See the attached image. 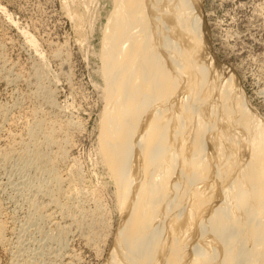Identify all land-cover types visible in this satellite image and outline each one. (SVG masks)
<instances>
[{"label": "bare ground", "instance_id": "1", "mask_svg": "<svg viewBox=\"0 0 264 264\" xmlns=\"http://www.w3.org/2000/svg\"><path fill=\"white\" fill-rule=\"evenodd\" d=\"M113 2L100 51L109 103L100 139L109 177L115 180L120 218L118 225L109 226L113 242L104 264H264V121L244 101L237 103L241 89L213 59L203 35L202 0ZM71 11L80 36L86 15ZM23 78L15 75L11 83ZM39 89L51 111L58 113L48 86ZM32 113V122L22 128L25 138H16L18 145L3 152V157L15 155L39 172L34 191L26 193V220L51 218L49 210L54 208L71 218L78 231L85 230L88 245L97 246L102 233L91 228L103 220L95 216L88 222L87 209L76 215L81 207L75 210L69 201L81 194L77 175L60 172L63 124L42 107ZM55 145L59 150L49 154ZM63 224H55L57 232L46 239L60 251L69 245L71 231ZM20 244L14 264H40L45 259L37 252L32 259ZM60 251L54 255L57 259L63 256ZM43 252L40 256H48Z\"/></svg>", "mask_w": 264, "mask_h": 264}, {"label": "rangeland", "instance_id": "2", "mask_svg": "<svg viewBox=\"0 0 264 264\" xmlns=\"http://www.w3.org/2000/svg\"><path fill=\"white\" fill-rule=\"evenodd\" d=\"M72 1L74 0H0V68H2L0 72L3 71L0 74V110L3 112H0V153H2L0 154V221H5L3 223L6 224L1 234L2 238L0 237V264L16 262L14 259L17 257L21 242L23 248L27 247V254L29 252L30 256H33L32 259L36 258V252L39 258L45 257L41 259L40 264H53L55 261L56 264H104L113 242V234L108 232L109 226L118 225L117 221L120 218L115 180L109 177L111 175L103 160L100 139L109 107L108 98L105 97L106 81L103 73L105 70L102 68L100 51L101 48L103 49L101 47L105 35L103 33L106 32L104 29L108 26L114 2L113 0H75L73 4ZM202 3L199 13L202 17L203 35L206 42L210 43L208 46L213 59L224 68L229 77L235 79L241 89L242 100L236 97L237 103L244 101L246 106L249 109L251 107L253 113L258 114L257 116L264 121V0H202ZM71 10L86 15V22L83 25L85 27L82 28L80 36L75 31L77 21L71 18L70 15L73 13ZM57 51L61 53L59 57L53 54ZM42 69L45 70L42 72L43 76H39ZM5 73L8 74H6L8 78ZM15 75H24L27 80L23 78L11 83ZM42 86H48L51 97L54 96L52 99L57 104L54 110L58 113L51 111L53 109H50L51 107L46 103L44 95L39 94V87ZM37 93L39 95H36ZM239 106L242 107L241 104ZM40 107L50 115L56 114V119L63 124L60 139H63L64 153L60 172L79 175L75 178H78V189L84 197L83 195L80 197L79 194L78 198L82 199L81 201L75 198L76 201L73 199L68 203L74 209L79 204L77 208L81 207L83 211L77 210L79 211H76L77 216L78 213L87 211L88 222L95 216L103 220L100 226L90 227L102 233L97 246L88 245L85 241V230L81 228L82 230L78 231L80 228H75L76 225L72 224L71 218L64 216V219L63 214H59L61 212L56 209L55 211L54 208L49 210L51 218L53 219V215L55 217L54 221L48 216H43L41 221L38 219L37 223L26 220L29 219L30 212L26 193L32 190L39 172L33 167L24 166L23 161L15 155L9 154L10 157H3V152H11L9 146L18 145L17 140L15 142L16 138L19 139L21 136L25 138L24 126L32 122L33 110ZM69 121L77 124L66 126L65 123ZM48 150L49 154H53L57 153L59 148L55 145ZM92 196L95 198L92 199ZM60 220L63 225H70L72 228L69 229L74 231L73 233L68 231L69 245L66 244L63 251L58 250L61 249L58 244L46 241L47 234L57 232L55 226ZM82 233L84 237H81ZM56 250L63 255L59 257L60 259L54 256L57 254ZM40 251L46 252L48 256L45 254L40 256ZM51 254L52 256H49ZM49 260L52 261L48 263Z\"/></svg>", "mask_w": 264, "mask_h": 264}]
</instances>
